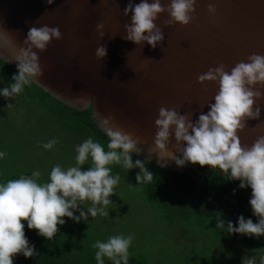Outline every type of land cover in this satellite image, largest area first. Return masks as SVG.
<instances>
[{
    "label": "clouds",
    "instance_id": "clouds-1",
    "mask_svg": "<svg viewBox=\"0 0 264 264\" xmlns=\"http://www.w3.org/2000/svg\"><path fill=\"white\" fill-rule=\"evenodd\" d=\"M45 2L52 4L53 0ZM196 3L197 0H167L165 4L161 0L136 3L127 0L122 15L128 17V23L123 25L122 39L155 48L163 40L161 28L154 23L157 16L167 14L165 26H184L194 18ZM206 12L214 16L215 5L207 4ZM95 31L97 39L104 37L103 23H97ZM60 37L56 26H31L17 45L10 30L0 27V52L10 57L4 63L15 62L16 68L11 82L0 87V97L15 98L42 75L38 53ZM93 54L98 60L105 57V46L98 45ZM196 82L202 85L213 82L217 86L212 102L207 104L208 110L199 112L193 121L191 113L181 114L175 108L159 107L153 121L156 130L147 147H142L146 143L143 138L122 129L110 115L96 113L107 137L106 150L89 136L75 146V163L66 168L54 164L46 180L38 182L41 173L33 170L28 175L22 173L15 179L0 181V264H12V257L17 253L25 258L34 255L21 221L28 229L36 230L38 236L51 240L57 225L64 224V217L73 222H85L86 216H108L106 206L112 203L109 196L120 179L118 174H112L111 165L138 169L134 177L137 184L152 182L153 174L145 167V160L131 158L133 153L139 155L142 150L148 158L155 155L159 167H165L169 161L177 167L186 162L201 167L207 165L209 169L220 170L226 180L239 181L238 188L247 186L250 189L248 205L252 216L257 217L256 222L238 215L234 227L231 221L217 217L215 226L228 234L264 236V135L258 136L250 146H243L236 134L245 127L246 121L259 117L260 108L254 107V102L260 99V88L264 86V55L251 53L227 71L222 63L209 67L197 75ZM55 143L53 137L41 147L47 150ZM5 155L0 151V159ZM84 164L88 167L82 170ZM85 201L90 202L86 208L82 206ZM131 241V234L96 240L92 245L96 249V264H104V258L111 264H128ZM241 264H264V252L258 253V262L255 255L243 256Z\"/></svg>",
    "mask_w": 264,
    "mask_h": 264
},
{
    "label": "water",
    "instance_id": "water-1",
    "mask_svg": "<svg viewBox=\"0 0 264 264\" xmlns=\"http://www.w3.org/2000/svg\"><path fill=\"white\" fill-rule=\"evenodd\" d=\"M126 3L0 0V27L10 30L19 45L29 27L56 26L61 37L38 53L42 75L32 82L70 107L82 110L91 106V117L102 131L96 113L110 115L122 129L143 138L142 147L151 143L159 107L191 113L193 121L199 112L208 110L217 86L213 82L198 84L197 75L221 63L227 71L251 53L264 55V0H197L194 18L184 26H165L168 17L161 13L154 23L161 28L163 40L155 48L122 39L123 25L128 23V17L122 15ZM209 3L216 9L212 17L206 12ZM97 23H103L104 37L100 39ZM98 45L106 48L100 60L93 54ZM0 58L10 57L0 52ZM6 63L15 68V62ZM260 91V99L254 102L260 108L259 117L246 121L236 133L243 146L264 135V86ZM133 155L157 165L155 155L148 158L143 150ZM190 165L186 162L177 167L169 161L163 168L183 171Z\"/></svg>",
    "mask_w": 264,
    "mask_h": 264
},
{
    "label": "trees",
    "instance_id": "trees-1",
    "mask_svg": "<svg viewBox=\"0 0 264 264\" xmlns=\"http://www.w3.org/2000/svg\"><path fill=\"white\" fill-rule=\"evenodd\" d=\"M15 72V68L0 58V87H6ZM89 136L106 150L107 137L91 117V106L82 110L70 107L31 81L15 98L0 97V151L6 153L0 159V181L15 179L22 173L28 175L33 170L41 173L38 182L46 180L54 164L66 168L75 163V146ZM53 137L56 143L52 148L43 149L41 145ZM131 158L141 159L133 154ZM144 164L153 174L150 183H136V168L110 167L112 174L119 175L118 182L125 183L135 196L148 203L165 225L173 227L180 224L188 230L204 229L218 242V248L229 244L253 255L264 252V236L252 238L243 234H228L223 228L215 226L217 217L225 222L231 221L234 227L238 215L256 222L257 217L252 216L248 205L250 189L247 186L238 188L239 181L226 180L220 170L209 169L207 165L192 164L183 171H176L147 160ZM87 167V164L81 165L82 170ZM63 219L64 224L57 225V232L51 240L38 236L36 230L28 229L21 221L34 255L25 258L17 253L12 257V264H96L93 243L106 240L118 232L112 226L109 231L99 233L90 220L92 218L87 216L85 222H73L67 217ZM132 243L128 249V264H226L217 258L215 262L211 254L201 255L198 252H181L179 256L174 254L172 257L151 259L152 250L149 253V247L146 246L145 251ZM167 258H173L172 262L168 263ZM104 264H111V261L104 258ZM230 264H240V261L233 260Z\"/></svg>",
    "mask_w": 264,
    "mask_h": 264
},
{
    "label": "rangeland",
    "instance_id": "rangeland-1",
    "mask_svg": "<svg viewBox=\"0 0 264 264\" xmlns=\"http://www.w3.org/2000/svg\"><path fill=\"white\" fill-rule=\"evenodd\" d=\"M109 199L112 203L106 206L108 216L97 215L90 219L98 228V232H107L113 226L119 232H115L116 234H131L133 245L135 243V246L143 247L142 250L145 251L149 247V253L152 250L149 256L151 259L168 255L172 257L181 252H198L201 255L211 254L215 262L217 258L226 264L232 263L233 260H239L241 264L243 256L253 255L242 248L235 249L227 243L218 248V242L204 229L188 230L180 224L168 227L160 220L156 211L140 197L135 196L125 183L118 182ZM89 204L90 202L85 201L82 206L86 208ZM255 256L258 259V255ZM172 259L167 258L166 261L171 263Z\"/></svg>",
    "mask_w": 264,
    "mask_h": 264
}]
</instances>
